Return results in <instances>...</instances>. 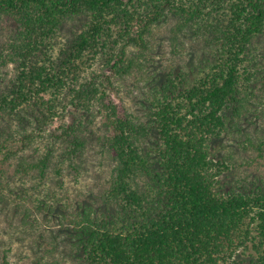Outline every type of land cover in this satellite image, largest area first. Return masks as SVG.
<instances>
[{
  "label": "trees",
  "instance_id": "trees-1",
  "mask_svg": "<svg viewBox=\"0 0 264 264\" xmlns=\"http://www.w3.org/2000/svg\"><path fill=\"white\" fill-rule=\"evenodd\" d=\"M171 19L173 42L192 35L208 52L161 73L150 37ZM1 20L0 67L16 73L0 87V183L6 165L13 178L77 179L92 139L111 162L95 203L39 201L74 256L264 264V177L235 172L264 159V0H0ZM127 76L142 80L138 113L109 92ZM55 237L39 264H58Z\"/></svg>",
  "mask_w": 264,
  "mask_h": 264
},
{
  "label": "rangeland",
  "instance_id": "rangeland-1",
  "mask_svg": "<svg viewBox=\"0 0 264 264\" xmlns=\"http://www.w3.org/2000/svg\"><path fill=\"white\" fill-rule=\"evenodd\" d=\"M174 22L175 20L171 19L158 25L150 37L153 55L151 67L161 73L167 71L169 64H175L177 68L195 66L208 52L204 43L196 40L192 35L181 36L177 43L173 42L170 28ZM7 25L4 20L0 21V45L6 38ZM259 40L260 42L256 44L257 50L264 52V36H261ZM95 70L96 73L102 71L98 66H95ZM104 71L106 73V70ZM15 73L16 69L12 64L0 67V87L5 86ZM141 81L140 78L134 79L132 76L115 79L109 87L111 98L115 101H124L131 111L138 113L140 99L143 96L142 90L139 91ZM100 117L98 115L94 124H89V128L97 133L101 122ZM41 138L45 141L47 135ZM41 140H39L40 143H42ZM37 146H39L37 143L32 144L26 153L32 157L36 156L34 149ZM251 152H242L241 159L245 160L256 154L255 151ZM110 168L111 162L102 153L94 139L87 146L85 160L77 179L73 176L74 174L68 172L61 177L51 172L48 178L39 182L35 172L13 178V166L6 165L2 168L5 173L0 183V264H2L3 254H6L9 264H39L38 257L41 253L45 255L46 260L51 261L52 254L44 253V248L48 247V241L53 236H56V242L60 248L54 252L58 258V264H85L69 251L65 242L67 235L62 233L65 229L58 224L56 217L49 214L48 208L44 209V205L39 201L46 200L47 204L53 202L58 210L64 205L69 207L82 201L95 203L98 194L107 186ZM235 169L230 170L231 175ZM235 172L242 176L248 174L247 178L264 177V159L250 166L242 165ZM15 192L26 193L27 196L22 199Z\"/></svg>",
  "mask_w": 264,
  "mask_h": 264
}]
</instances>
